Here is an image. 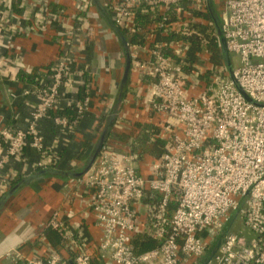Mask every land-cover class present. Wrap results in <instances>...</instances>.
I'll return each instance as SVG.
<instances>
[{
    "label": "built area",
    "instance_id": "1",
    "mask_svg": "<svg viewBox=\"0 0 264 264\" xmlns=\"http://www.w3.org/2000/svg\"><path fill=\"white\" fill-rule=\"evenodd\" d=\"M88 3L76 0L79 12H86ZM107 8L117 27L142 38L127 47L134 72L152 79L145 108L159 129L154 137L165 140L164 151L159 157L119 152L109 141L77 179L88 196L84 215L93 214L102 231L95 257L86 243L74 239L59 211L46 226L74 248V264H181L191 258L194 264H264V0H222L221 18L208 22L207 33L200 24H206L208 0H116ZM135 8L152 20L140 25ZM174 32L177 39L156 41L158 34ZM192 34L200 36L201 47L214 39L226 53L239 55V64L214 66L208 48L191 47L186 36ZM71 63L64 52L51 72L36 79L39 101L26 129L0 125L5 147L0 172L27 144L40 154L37 168L50 165L38 131L41 120L53 118L71 128L81 122L90 105L88 88L67 108H57L74 75ZM15 176H0V196ZM147 190L161 194L162 211L172 201L177 208L155 226L159 245L136 254L134 235L153 228L151 206L143 209ZM237 222L250 237L225 232L228 223ZM61 259L52 251L47 262L33 258L24 264H64Z\"/></svg>",
    "mask_w": 264,
    "mask_h": 264
},
{
    "label": "crops",
    "instance_id": "2",
    "mask_svg": "<svg viewBox=\"0 0 264 264\" xmlns=\"http://www.w3.org/2000/svg\"><path fill=\"white\" fill-rule=\"evenodd\" d=\"M113 1L116 0H89L86 12H79L76 0H7L0 5V125L27 128L39 101L34 93L35 81L51 72L64 52L70 56L74 75L69 87L62 88L57 108H67L69 100L82 98L85 88L90 96L89 108L77 127L59 125L53 118L39 122L38 131L48 149L50 165L37 168L40 154L27 144L24 153L12 157L1 170L2 178L15 173V179L20 181L14 179L0 196V264H24L33 258L47 262L52 251L60 254L64 264H74V248L66 245L62 236L55 239L50 233L54 229L46 226L55 211L76 234L74 239L79 244L86 243L95 257L102 231L93 214L84 215L88 196L78 186L76 174L90 168L101 144L111 141L119 152L146 154L143 146L158 139L152 136L143 140L145 132L135 126L140 122L158 129L145 108L144 97L152 79L135 73L132 61L125 79L127 44L135 34H122V29L113 23L107 8ZM208 4H216V11L211 10L206 24H200L206 33L208 22L221 18L222 0H208ZM151 20L150 15L138 17L140 25ZM22 73H35L34 82L23 81ZM25 90L30 91L24 93ZM109 130L127 138H112ZM158 134L159 129L155 135ZM4 151L0 143V156ZM50 169L67 176L46 174ZM193 261L191 258L181 264H194Z\"/></svg>",
    "mask_w": 264,
    "mask_h": 264
},
{
    "label": "trees",
    "instance_id": "3",
    "mask_svg": "<svg viewBox=\"0 0 264 264\" xmlns=\"http://www.w3.org/2000/svg\"><path fill=\"white\" fill-rule=\"evenodd\" d=\"M216 4L209 6L210 7V12L212 11H216ZM213 8V9H212ZM135 12L136 15H138L139 17L143 16L141 13V10L139 8H135ZM207 14L208 17H210V14ZM216 13V12H215ZM217 14V13H216ZM172 18L174 19L175 16L173 15ZM204 26L202 25V27L200 26V29L203 30ZM207 28V26H206ZM118 29V28H117ZM119 30V29H118ZM125 30H120V33L125 34ZM186 38L188 40H190L193 43V49L196 51H201L204 48H208L211 52H212V58H211V62L213 63L214 66L220 65V64H224L225 60L222 58V51L223 50L217 42H215L214 39H207L206 45L204 47H201V42L202 39L200 38V36L192 34V35H187ZM142 38H139L138 36H134L132 39H129L130 42L131 41H136V40H140L141 41ZM177 39V33H171L168 34L166 36H162L160 34H158L156 41L158 42H171L173 40ZM163 52L166 55H173L172 50L168 47H164L163 48ZM33 75H35V73L33 74H28V73H22L20 75L21 79L23 81H27V82H34L33 80ZM71 115V112H68ZM73 116V115H72ZM110 124L111 125L113 120H110ZM108 126V128H109ZM136 128H141L145 133L143 134V140H149L152 136L154 137V135L156 133H158V129H156L153 125L151 124H143L140 122H137L135 124ZM108 134L112 135V138H120L122 140H124L125 138H127V135L121 134V133H117L115 131H111L109 130ZM107 134V135H108ZM133 134V133H132ZM131 135V134H130ZM156 141L151 143L150 145L146 144L144 145V152L146 154H149L151 156L154 157H159L163 151H164V146H165V140L158 138L155 139ZM54 169H50L46 171V174H54L56 176H62V177H66L67 173H57L55 171H51ZM15 181L19 182L18 179H15ZM14 181V182H15ZM16 182V183H17ZM143 203L145 205H149L151 206V210L148 213V219L150 221L151 226L153 227L150 233H136L132 239L131 245L133 247L134 253L139 254L142 253L146 250H149L151 248H154L156 246L159 245L160 241L155 237V226L156 224H162V218L166 217V218H170L172 216V214L174 213L175 209L177 208V202L176 201H172L168 204V206L166 207V209L164 211H162L161 209V194L153 191L150 192V190H147L146 195L144 196L143 199ZM162 215V217L160 218V216ZM50 233L52 235H54L55 239H59L58 236L61 237V235H58V233H56V231L51 230Z\"/></svg>",
    "mask_w": 264,
    "mask_h": 264
},
{
    "label": "rangeland",
    "instance_id": "4",
    "mask_svg": "<svg viewBox=\"0 0 264 264\" xmlns=\"http://www.w3.org/2000/svg\"><path fill=\"white\" fill-rule=\"evenodd\" d=\"M221 55H222V58L225 60V62L224 64H220V65H224L225 67H227V69H230L231 67L239 64V61H240L239 55L235 53H226L225 51H222ZM220 65H217V67ZM233 226L234 225L232 224L230 225V223H228L225 227V232L233 229V231L239 232L247 237H250L249 229L245 227L242 223L237 222L235 224V227Z\"/></svg>",
    "mask_w": 264,
    "mask_h": 264
},
{
    "label": "water",
    "instance_id": "5",
    "mask_svg": "<svg viewBox=\"0 0 264 264\" xmlns=\"http://www.w3.org/2000/svg\"><path fill=\"white\" fill-rule=\"evenodd\" d=\"M128 51V50H127ZM130 66H131V57H130V54H129V51L127 52V62H126V68H125V79L127 78V76H128V73H129V71H130ZM8 83H11V81H7ZM8 83H7V85H8ZM6 85V86H7ZM8 90H9V95H10V97H12L13 96V93H12V90H11V87L8 85ZM101 147H102V144H101V146L99 147V150H98V152L100 151V149H101ZM98 152L96 153V155L94 156V158H93V160L91 161V163H90V165L88 166V168L92 165V163L94 162V160L96 159V156L98 155ZM42 173L43 172H45L46 170H40ZM78 177H81L82 175H83V173H78V174H76Z\"/></svg>",
    "mask_w": 264,
    "mask_h": 264
}]
</instances>
